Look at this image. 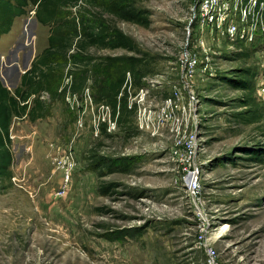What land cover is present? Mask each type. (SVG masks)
<instances>
[{"label": "rangeland", "instance_id": "rangeland-1", "mask_svg": "<svg viewBox=\"0 0 264 264\" xmlns=\"http://www.w3.org/2000/svg\"><path fill=\"white\" fill-rule=\"evenodd\" d=\"M124 1L148 26L104 16L137 51L72 50L66 93L41 94L47 115L12 119L0 264H210L201 233L217 264H264L263 40L234 45L197 28L194 0ZM78 5L67 11L90 4ZM32 9L0 39V81L11 93L47 46L48 27ZM185 53L197 61L192 78L180 66ZM127 66L125 109L114 117L99 81ZM241 69L249 90L234 86ZM192 171L197 198L188 189Z\"/></svg>", "mask_w": 264, "mask_h": 264}, {"label": "trees", "instance_id": "trees-1", "mask_svg": "<svg viewBox=\"0 0 264 264\" xmlns=\"http://www.w3.org/2000/svg\"><path fill=\"white\" fill-rule=\"evenodd\" d=\"M82 0H0V39L7 35L16 18L24 16L32 6L38 24L48 27L47 46L37 54L30 68L20 76L19 85L11 93L0 81V178H10L9 167L13 156L11 151L10 127L13 117H28L30 120L43 118L48 106L40 99L46 93L52 99L65 94L67 86L63 84L64 69L79 53L89 47L106 49H126L137 51L135 43L112 24L105 14L125 22L148 26L147 17L134 10L129 2L110 0L106 4L100 0H85L89 3L86 11L72 14L68 8L79 6ZM75 50V55L70 52ZM136 64H130L134 67ZM110 70L99 81L98 90L103 98L109 99L113 106V116L120 107L119 94L125 85L126 73L131 67ZM231 77L238 89L249 90V76L246 70L233 72ZM233 79L227 78L229 84ZM120 114V110L118 111ZM257 153V152H256ZM257 155V154H256Z\"/></svg>", "mask_w": 264, "mask_h": 264}, {"label": "built area", "instance_id": "built-area-1", "mask_svg": "<svg viewBox=\"0 0 264 264\" xmlns=\"http://www.w3.org/2000/svg\"><path fill=\"white\" fill-rule=\"evenodd\" d=\"M194 3L191 22L197 28L209 26L211 31L221 33L234 45L252 44L257 40L264 42V0H194ZM179 62L183 76L192 78L197 69L196 59L185 53L180 57ZM66 159L68 160L67 156ZM70 170L69 165L64 169L63 186L59 189V193L65 191ZM188 189L192 197H198L200 191L198 172H191ZM199 239L206 250L210 264H217L215 250L206 243L203 233L199 235Z\"/></svg>", "mask_w": 264, "mask_h": 264}, {"label": "bare ground", "instance_id": "bare-ground-1", "mask_svg": "<svg viewBox=\"0 0 264 264\" xmlns=\"http://www.w3.org/2000/svg\"><path fill=\"white\" fill-rule=\"evenodd\" d=\"M223 228L220 229L217 233H215V237H221L222 233H223Z\"/></svg>", "mask_w": 264, "mask_h": 264}, {"label": "water", "instance_id": "water-1", "mask_svg": "<svg viewBox=\"0 0 264 264\" xmlns=\"http://www.w3.org/2000/svg\"><path fill=\"white\" fill-rule=\"evenodd\" d=\"M28 70V68H26V66L24 65V69L23 71L21 72L22 74L25 73L26 71ZM3 84V83H2ZM4 85V84H3Z\"/></svg>", "mask_w": 264, "mask_h": 264}]
</instances>
